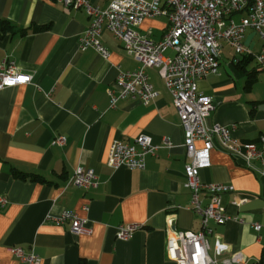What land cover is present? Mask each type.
<instances>
[{
	"label": "crops",
	"instance_id": "0c3cea01",
	"mask_svg": "<svg viewBox=\"0 0 264 264\" xmlns=\"http://www.w3.org/2000/svg\"><path fill=\"white\" fill-rule=\"evenodd\" d=\"M91 1L105 8L112 0ZM90 23L85 9L57 0H0V61L14 60L33 74L29 84L0 89V195L9 200L0 209V264H24L11 246L35 251L41 264H176L167 257L169 235L201 229L186 187L184 127L159 69L148 68L158 92L154 99L126 97L111 108L110 89L119 71L137 69L140 62L108 30L101 40L111 51L109 59L94 48L81 50L80 38ZM169 26V18L161 15L146 18L138 30L159 41ZM245 35V45L260 52L264 39L251 28ZM221 43L218 71L199 81L200 91L216 101L208 124H236L232 135L240 143L260 145L264 67L253 55H239L228 42ZM253 74L256 81L248 88ZM140 134L162 145L168 137L172 146L148 154L144 169L110 166L112 144L134 142ZM60 135L67 137L66 144L54 142ZM210 160L201 180L234 186L222 196L232 219L210 222L211 256L218 264H264V162L253 161L258 169L247 167L216 138ZM78 166L95 169L97 187L70 182ZM201 199L208 203L205 192ZM65 210L87 218L92 231L77 234L71 221L58 224L54 217ZM128 224L140 227L119 239L118 227Z\"/></svg>",
	"mask_w": 264,
	"mask_h": 264
},
{
	"label": "built area",
	"instance_id": "2783aa9c",
	"mask_svg": "<svg viewBox=\"0 0 264 264\" xmlns=\"http://www.w3.org/2000/svg\"><path fill=\"white\" fill-rule=\"evenodd\" d=\"M66 6L83 8L91 23L80 38V49L94 48L103 58L109 59L111 51L103 44L101 37L108 30L118 38L127 53L133 55L140 66L134 70H120L115 86L110 89L111 108L121 99L137 98L149 103L157 95L148 68L157 67L170 92L173 104L185 131L184 147L189 162L185 166L186 187L192 193V210L201 217V229L175 230L169 235L167 257L176 264H218L211 256L208 236L213 233L210 222L225 224L232 219L223 204L225 192L234 186L225 183H205L200 171L211 166L210 154L214 138L220 145L240 157L244 165L258 169L254 160L264 162V135L260 145L240 143L232 135L236 124H208L216 106L214 97L200 91L199 81L216 73L220 66L222 41L228 42L239 55H253L257 64L264 67V47L258 53L245 43L247 28L253 29L264 39V0H112L105 8L91 0H57ZM242 13L239 21L235 15ZM165 15L170 26L159 41L142 35L138 28L148 17ZM172 50L173 55L167 52ZM33 81V74L23 72L14 60L0 61V89ZM202 142V147L196 143ZM55 143L64 145L65 135L55 138ZM165 146H172L170 138H164ZM149 134H140L134 142L116 141L109 152V164L114 168L126 166L129 169H144L148 154H156L163 147ZM70 182L85 189L98 185V174L94 168L78 166ZM205 192L208 203L203 204L201 193ZM7 196L0 195V209L8 203ZM245 199L234 202L240 204ZM54 219L58 224L71 221L73 232H91L88 219L72 210H65ZM257 229L260 224H254ZM140 224L120 225L117 237L130 238ZM219 248L226 246L219 242ZM9 251L24 264H41V257L35 252H26L22 247L11 246Z\"/></svg>",
	"mask_w": 264,
	"mask_h": 264
},
{
	"label": "trees",
	"instance_id": "16d2710c",
	"mask_svg": "<svg viewBox=\"0 0 264 264\" xmlns=\"http://www.w3.org/2000/svg\"><path fill=\"white\" fill-rule=\"evenodd\" d=\"M255 81H256V77H255V75L253 74V75L250 76V78H249L248 81H247V87H248V88L251 87L252 84H253ZM261 263H264V254H263L262 258H261Z\"/></svg>",
	"mask_w": 264,
	"mask_h": 264
}]
</instances>
